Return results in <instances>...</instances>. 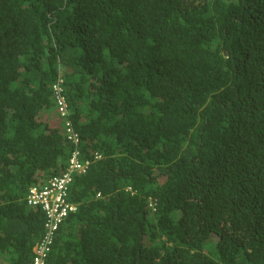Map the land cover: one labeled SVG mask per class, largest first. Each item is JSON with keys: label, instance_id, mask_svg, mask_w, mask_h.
I'll use <instances>...</instances> for the list:
<instances>
[{"label": "trees", "instance_id": "obj_1", "mask_svg": "<svg viewBox=\"0 0 264 264\" xmlns=\"http://www.w3.org/2000/svg\"><path fill=\"white\" fill-rule=\"evenodd\" d=\"M75 154L47 264H264V0H0V264Z\"/></svg>", "mask_w": 264, "mask_h": 264}, {"label": "built area", "instance_id": "obj_2", "mask_svg": "<svg viewBox=\"0 0 264 264\" xmlns=\"http://www.w3.org/2000/svg\"><path fill=\"white\" fill-rule=\"evenodd\" d=\"M65 79V69L58 68V76L53 84L54 99L59 114L62 117H68L69 105L65 96L63 87ZM68 138L75 144L78 143V137L74 135L71 121L65 122ZM89 161L82 163L75 154L70 161V165L59 177L51 178L48 183L42 187H32L26 199L30 207H39L46 213V228L44 238L34 247L33 264H47V256L52 248L56 232L67 220L68 216L73 214L77 207L70 203L69 184L73 181L74 173H83L88 171Z\"/></svg>", "mask_w": 264, "mask_h": 264}, {"label": "rangeland", "instance_id": "obj_3", "mask_svg": "<svg viewBox=\"0 0 264 264\" xmlns=\"http://www.w3.org/2000/svg\"><path fill=\"white\" fill-rule=\"evenodd\" d=\"M58 122L61 123V122H60V119H58Z\"/></svg>", "mask_w": 264, "mask_h": 264}]
</instances>
